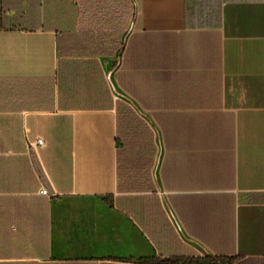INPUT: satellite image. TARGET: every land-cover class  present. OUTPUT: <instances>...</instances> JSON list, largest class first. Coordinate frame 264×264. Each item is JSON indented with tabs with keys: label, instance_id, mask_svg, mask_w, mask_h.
Segmentation results:
<instances>
[{
	"label": "crops",
	"instance_id": "obj_1",
	"mask_svg": "<svg viewBox=\"0 0 264 264\" xmlns=\"http://www.w3.org/2000/svg\"><path fill=\"white\" fill-rule=\"evenodd\" d=\"M217 255L264 264V0H0V264Z\"/></svg>",
	"mask_w": 264,
	"mask_h": 264
},
{
	"label": "trees",
	"instance_id": "obj_2",
	"mask_svg": "<svg viewBox=\"0 0 264 264\" xmlns=\"http://www.w3.org/2000/svg\"><path fill=\"white\" fill-rule=\"evenodd\" d=\"M104 200L112 204L109 197H104ZM234 258L228 256H206L197 261L192 260L191 262H183V264H233Z\"/></svg>",
	"mask_w": 264,
	"mask_h": 264
},
{
	"label": "built area",
	"instance_id": "obj_3",
	"mask_svg": "<svg viewBox=\"0 0 264 264\" xmlns=\"http://www.w3.org/2000/svg\"><path fill=\"white\" fill-rule=\"evenodd\" d=\"M36 143H37L38 145L42 146V145H44V140H43L42 138H38ZM41 193H42V194H48V189L45 188V187H43V188L41 189Z\"/></svg>",
	"mask_w": 264,
	"mask_h": 264
}]
</instances>
